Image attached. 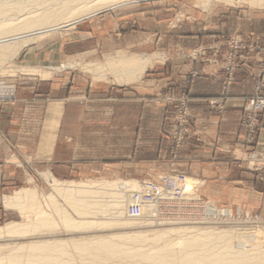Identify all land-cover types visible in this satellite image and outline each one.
<instances>
[{
	"label": "crops",
	"instance_id": "obj_1",
	"mask_svg": "<svg viewBox=\"0 0 264 264\" xmlns=\"http://www.w3.org/2000/svg\"><path fill=\"white\" fill-rule=\"evenodd\" d=\"M250 18L244 24H237L234 17L228 19L233 20L235 28L226 31L220 30V20L217 32L191 37V43H195L191 49L210 46L223 33L264 36V13ZM114 26L108 17L95 16L81 22L75 34L89 45L74 53L91 57L116 53L119 55L113 57L126 58L137 54L125 52L146 51L145 36L127 29L121 33L119 24ZM180 48L190 51L186 45ZM59 54L66 56V47ZM150 55L158 57L131 86L97 85L73 72L50 79L55 72L49 71L50 75L27 85L0 80V188L41 182L45 173L62 180L82 174L142 179L178 167L192 171L205 182L203 194L208 199L234 203L245 198L264 200V188H256L264 187V171L246 170L232 154L237 149H249L264 155V128L254 147L248 148L241 126L245 102L254 87L248 73L257 70V61L238 74L222 113L208 103L220 94L221 75L195 82L189 107L198 136L187 143L173 165L167 160L171 108L154 101L169 82L180 80L195 63L186 57L154 67L161 54ZM94 64L99 63H89ZM262 120L264 125V115ZM28 189L32 187L17 192ZM13 196L4 199L8 209H17L6 201Z\"/></svg>",
	"mask_w": 264,
	"mask_h": 264
},
{
	"label": "rangeland",
	"instance_id": "obj_2",
	"mask_svg": "<svg viewBox=\"0 0 264 264\" xmlns=\"http://www.w3.org/2000/svg\"><path fill=\"white\" fill-rule=\"evenodd\" d=\"M137 0L125 4L119 8L108 10L98 14L99 17H108L114 21V27L117 28L119 24V31L127 29L136 31L142 34L147 40L146 51L142 52H125L128 54H161L158 58V63L154 67L168 65L169 61L188 59L194 61L185 74H182L180 80H173L169 82L162 93L155 98L156 104H161L167 108H171L170 116L167 121V132L169 139L168 161L175 165L181 157L182 149L189 143L192 138L197 137V131L194 130L193 119L190 113V103L192 100L193 87L197 80L206 77H215L218 74L222 77L221 90L219 96L208 101L209 106L216 112L222 113L231 96V91L236 83L238 74L246 70L249 63L257 61L258 67L256 71H250L248 74L254 81L252 94L247 98L245 106L241 115V126L245 131V143L248 148H253L257 142V137L264 128L262 117L264 115V36L255 33L234 32L223 33L216 38L214 44L207 47H193L195 43H191V37H199L203 34L214 33L218 31V22L221 20L220 30L226 31L234 27V17L237 19V24H244V22L257 15L263 14L264 9L251 8L246 4L227 5L217 0ZM210 1V4H206ZM231 15V16H228ZM250 18V19H251ZM91 19V18H90ZM81 24V23H80ZM70 29H65L59 32L51 33L39 39H33L27 44L19 55L16 57L9 56V60L0 65V80L17 83L29 84L38 80L43 75L47 76L50 72L46 70L48 66H59L70 63H78L86 65L89 63L103 64L106 56L98 55L91 57L89 54L76 55L74 52L79 50L84 45H89L88 41L80 40L76 35L79 25ZM127 24L126 26H123ZM235 28V27H234ZM155 33V34H154ZM188 36V37H187ZM188 39V40H186ZM193 40V39H192ZM195 42V40H194ZM189 52H182L180 47H184ZM66 47V56L59 54L62 47ZM73 52L74 55H69ZM72 54V53H71ZM126 54V55H128ZM113 56L119 54H112ZM201 59V60H200ZM200 63V64H199ZM25 67L37 68L39 72H26ZM248 70V69H247ZM249 71V70H248ZM81 74L83 78L89 82H94L97 85L114 86L123 84H112L110 82L96 81L93 75L80 67L66 69L55 72L50 79L57 75H66V73ZM46 73V75L44 74ZM33 74V75H32ZM52 74V72H51ZM171 74V73H170ZM50 75V74H49ZM38 76V77H30ZM140 81V80H139ZM138 81V82H139ZM135 82L131 85H136ZM124 86V85H119ZM7 100L11 97H6ZM186 117V124L182 127L179 122L180 117ZM175 134L183 139L182 145L177 148ZM183 136V137H181ZM104 140V139H103ZM233 157L236 161L244 164L248 171H264V155L258 151L237 149L233 151ZM15 160L13 159V162ZM17 163V161H15ZM178 175L186 180H192L194 185L192 188L197 189L198 195L205 202H209L219 209H228L239 213L238 223L236 225H229L227 223H211L207 224L203 219V210H193L191 212V221L193 224H169V225H153L144 219L130 223L122 221L115 223L109 220L110 215H91L82 218L74 214L73 218H82L86 221L97 219L98 221L112 222L111 225L101 226L88 230L69 231L64 227L60 218L55 214V209L52 203H56L59 207L62 205L69 206L68 202L60 196L54 197L51 202L48 196L52 193V189L43 181L37 183H23L15 186H2L0 189V228H4L11 223H22L28 226H33L37 222L35 210L21 211L16 205L11 207L17 209H8L5 206L4 199L7 196L15 197L18 190L22 188L32 187L36 189L38 199L36 201V208L42 211L47 217L55 220L56 227L49 230L43 229L39 234H30L29 236H17L12 239L0 237V253L9 252L11 249L18 246L29 244L31 242L40 240H64L70 242L71 240L81 239H95L99 237L123 236L133 234H147L151 232H159L162 230L193 228L195 231L199 230H215V231H259L264 234V200L253 202L248 198L242 200L240 203L234 202H219L215 199H208L204 196L203 190L206 187L205 182L192 173L190 170H185L178 167H172L168 171L161 172L152 177L134 179V178H108L103 176L89 175L88 177L82 174L76 177L62 180L61 182H82V181H136L138 184L147 180H158L162 176ZM64 182V183H65ZM191 188V189H192ZM258 190H263V186H257ZM83 195V194H82ZM92 198H100L99 193L95 190L86 193ZM58 207V206H57ZM70 207V206H69ZM67 208L69 213L71 209ZM200 211H202L200 213ZM199 218H198V217ZM198 219H197V218ZM163 224V223H162ZM161 226V227H157Z\"/></svg>",
	"mask_w": 264,
	"mask_h": 264
},
{
	"label": "bare ground",
	"instance_id": "obj_3",
	"mask_svg": "<svg viewBox=\"0 0 264 264\" xmlns=\"http://www.w3.org/2000/svg\"><path fill=\"white\" fill-rule=\"evenodd\" d=\"M133 1L137 0H0V65L7 62L9 56L19 55L33 39L73 28L100 13ZM217 2L232 6L246 4L251 8L264 9V0H217ZM206 4H210V1H206ZM157 57L147 54L126 58L111 56L106 57L103 64L70 63L56 67L48 66L46 70L59 72L80 67L92 73L96 81L110 83L119 81L127 85L138 82L146 68ZM24 71L39 72V69L25 67ZM42 176L44 182L52 189L53 194L48 196L51 202L54 197L60 196L70 206L62 205L64 207L61 208L56 200L52 203L54 208H57L55 214L66 230H88L111 225L112 222L136 223L142 219L152 223L150 219H145L146 216L140 219H131L127 216L126 206L131 193L141 190L140 183L134 180L68 183L64 181V183L51 173ZM193 185L192 180L185 179L184 186L187 190ZM93 190L99 193L101 200L85 195ZM37 199V192L33 188L22 190L15 194V197L6 199L7 203L16 205L23 212L35 210L37 222L33 226L22 223L8 224L0 228L1 238L29 236L56 227L55 220L38 211ZM68 207L71 213L65 210ZM144 210L146 212L147 208ZM74 214L85 219L91 215H101L105 219V216L110 215L109 220L112 222L98 221L91 217L89 221L82 218L74 219ZM146 214H149V211ZM164 225L166 224H161ZM0 264H264V234L250 230L218 232L180 228L70 242L40 240L0 253Z\"/></svg>",
	"mask_w": 264,
	"mask_h": 264
},
{
	"label": "built area",
	"instance_id": "obj_4",
	"mask_svg": "<svg viewBox=\"0 0 264 264\" xmlns=\"http://www.w3.org/2000/svg\"><path fill=\"white\" fill-rule=\"evenodd\" d=\"M179 125L186 124V117H180ZM178 140V136H174ZM183 137V136H181ZM179 138L177 148L183 143ZM185 179L178 175H166L158 180L140 182L141 190L130 195L126 206L127 216L131 219H150L153 225L163 224H193L191 212L203 210V219L207 224L221 222L236 225L239 213L228 209H219L205 202L197 193L196 188L187 190ZM207 207V208H206ZM144 208H147L145 212ZM149 211V214H146ZM220 212V213H219Z\"/></svg>",
	"mask_w": 264,
	"mask_h": 264
}]
</instances>
